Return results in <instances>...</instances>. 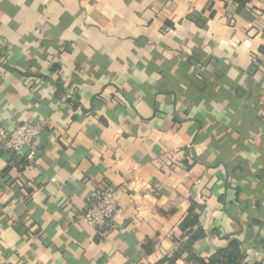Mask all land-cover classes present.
Instances as JSON below:
<instances>
[{"label": "crops", "instance_id": "0c3cea01", "mask_svg": "<svg viewBox=\"0 0 264 264\" xmlns=\"http://www.w3.org/2000/svg\"><path fill=\"white\" fill-rule=\"evenodd\" d=\"M24 121L46 130L31 163L0 145V264H201L232 240L264 264V0H0V127Z\"/></svg>", "mask_w": 264, "mask_h": 264}, {"label": "built area", "instance_id": "2783aa9c", "mask_svg": "<svg viewBox=\"0 0 264 264\" xmlns=\"http://www.w3.org/2000/svg\"><path fill=\"white\" fill-rule=\"evenodd\" d=\"M45 130L43 123L30 121L20 123L11 131L0 127V145L15 156L31 163L35 161L38 153L39 136ZM117 210L118 203L114 191L105 187L97 199L82 211L81 218L97 231H102L110 225Z\"/></svg>", "mask_w": 264, "mask_h": 264}, {"label": "trees", "instance_id": "16d2710c", "mask_svg": "<svg viewBox=\"0 0 264 264\" xmlns=\"http://www.w3.org/2000/svg\"><path fill=\"white\" fill-rule=\"evenodd\" d=\"M24 162V161H22ZM25 164V162L23 163ZM197 217L191 221L190 224H196ZM185 229V227H183ZM204 235L201 231L195 233L191 237V241L187 243L186 248H190L199 238ZM201 264H238L243 257L242 247L239 241L232 240L227 247L218 249L216 253L210 258L209 261H205L199 257L193 255ZM180 257V252H176L172 258H165L157 264H175L176 260Z\"/></svg>", "mask_w": 264, "mask_h": 264}]
</instances>
